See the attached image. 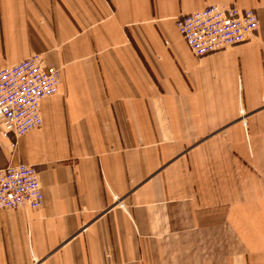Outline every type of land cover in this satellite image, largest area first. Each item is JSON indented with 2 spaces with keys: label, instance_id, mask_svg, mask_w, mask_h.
<instances>
[{
  "label": "crops",
  "instance_id": "crops-1",
  "mask_svg": "<svg viewBox=\"0 0 264 264\" xmlns=\"http://www.w3.org/2000/svg\"><path fill=\"white\" fill-rule=\"evenodd\" d=\"M253 10L195 57L175 19ZM60 70L42 125L0 133L40 209L0 212V264H264V0H0V69Z\"/></svg>",
  "mask_w": 264,
  "mask_h": 264
},
{
  "label": "built area",
  "instance_id": "built-area-1",
  "mask_svg": "<svg viewBox=\"0 0 264 264\" xmlns=\"http://www.w3.org/2000/svg\"><path fill=\"white\" fill-rule=\"evenodd\" d=\"M175 26L191 54L203 57L252 40L259 21L253 10L211 5L177 17ZM59 84L60 70L44 67L39 55L0 69L1 135L19 138L39 128L40 103L55 95ZM42 203L34 167L18 163L0 169V212L38 210Z\"/></svg>",
  "mask_w": 264,
  "mask_h": 264
}]
</instances>
